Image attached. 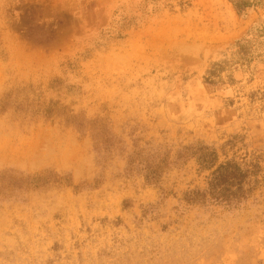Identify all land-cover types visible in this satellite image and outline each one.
<instances>
[{
	"label": "rangeland",
	"instance_id": "1",
	"mask_svg": "<svg viewBox=\"0 0 264 264\" xmlns=\"http://www.w3.org/2000/svg\"><path fill=\"white\" fill-rule=\"evenodd\" d=\"M23 87L83 131L0 113V264H264V0H0V104Z\"/></svg>",
	"mask_w": 264,
	"mask_h": 264
},
{
	"label": "trees",
	"instance_id": "2",
	"mask_svg": "<svg viewBox=\"0 0 264 264\" xmlns=\"http://www.w3.org/2000/svg\"><path fill=\"white\" fill-rule=\"evenodd\" d=\"M236 7L239 8V5L236 4ZM249 50L248 47L240 44L236 55L241 59L248 60ZM68 65L71 68L74 66V63L70 62ZM217 66L219 68H216ZM225 68L224 65L216 64L213 70L209 72V78L206 79L208 83H213V78L223 73ZM75 89V85H68L61 78L53 79L48 87L49 91L54 92L59 97L61 95H70ZM9 112H12L14 116L24 121L29 120L33 123H39V121L55 123L58 121L61 125H65L66 127L72 126L79 131H83V126L79 122L81 115L64 105L61 100L48 99L47 92L43 88L39 91H34L32 87H23L8 92L1 101L0 113L7 114ZM85 121L86 119H82V122ZM212 176L213 178L210 183L212 191H218V196L224 198L223 192L236 189L233 197L237 198L238 193L243 192V185L247 179L251 176L255 177L257 174H253V171L241 170L232 164H228L221 166Z\"/></svg>",
	"mask_w": 264,
	"mask_h": 264
}]
</instances>
